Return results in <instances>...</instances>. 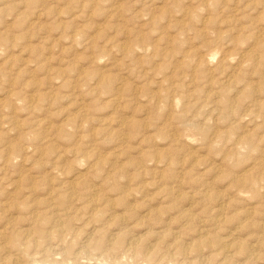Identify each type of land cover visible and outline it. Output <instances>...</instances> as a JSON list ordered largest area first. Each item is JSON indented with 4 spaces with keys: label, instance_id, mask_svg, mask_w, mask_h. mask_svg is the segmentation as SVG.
<instances>
[{
    "label": "rangeland",
    "instance_id": "rangeland-1",
    "mask_svg": "<svg viewBox=\"0 0 264 264\" xmlns=\"http://www.w3.org/2000/svg\"><path fill=\"white\" fill-rule=\"evenodd\" d=\"M211 1L0 0V264H107L123 236L171 254L223 238L203 264H264V0ZM52 220L66 234L35 236Z\"/></svg>",
    "mask_w": 264,
    "mask_h": 264
},
{
    "label": "bare ground",
    "instance_id": "bare-ground-1",
    "mask_svg": "<svg viewBox=\"0 0 264 264\" xmlns=\"http://www.w3.org/2000/svg\"><path fill=\"white\" fill-rule=\"evenodd\" d=\"M199 1V0H198ZM215 1V0H214ZM214 1H211V2H214ZM224 2V1H223ZM210 3V2H209ZM219 4V3H218ZM223 4H225V3H223ZM201 5V4H200ZM212 5V4H211ZM217 5V4H216ZM203 6V5H202ZM218 6V5H217ZM226 6V5H225ZM219 7V6H218ZM223 7V9L225 8L224 6H222ZM212 8H213V5H212ZM214 8L216 9L217 7L216 6H214ZM214 9V10H215ZM218 10H219V8H218ZM218 10H216V11H218ZM225 10V9H224ZM211 11H213V10H211ZM212 14V13H211ZM195 16V15H194ZM262 31V30H261ZM255 34V33H254ZM252 37H254V36H252ZM241 38V37H240ZM245 38V37H244ZM243 38V39H244ZM255 38V37H254ZM257 38V37H256ZM259 38V37H258ZM248 39V38H247ZM247 39L245 38V40L247 41ZM263 39V38H262ZM261 39V40H262ZM3 41V40H2ZM251 41V40H250ZM258 41H260V39L258 40ZM258 41H257V43H258ZM251 42H253V41H251ZM261 42V41H260ZM254 43H256V42H254ZM0 44H1V42H0ZM259 44V43H258ZM263 44V43H262ZM262 47V46H261ZM215 51V50H214ZM219 52V51H218ZM246 54V53H245ZM247 55V54H246ZM245 55V57H248V56H246ZM206 56V55H205ZM208 56H206V58H207ZM225 58V57H224ZM203 59V58H202ZM208 59V58H207ZM228 60V59H227ZM195 61V60H194ZM199 61V60H198ZM200 61H203V60H200ZM205 61H206V59H205ZM225 61V60H224ZM204 62V61H203ZM202 62V63H203ZM207 62H208V60H207ZM226 62V61H225ZM228 62V61H227ZM206 62H204V64H205ZM248 63V62H247ZM249 63H251V62H249ZM192 64V63H191ZM193 64H194V62H193ZM207 64V63H206ZM220 64H221V62H220ZM190 65V64H189ZM188 65V66H189ZM202 65V64H201ZM219 65V64H218ZM195 66V68L197 67V63L194 65ZM193 66V67H194ZM204 66H208V65H204ZM200 67V66H199ZM194 68V69H195ZM201 68H202V66H201ZM196 70V69H195ZM203 70V69H202ZM217 70V69H216ZM225 70V69H224ZM234 70H236V69H234ZM247 70V69H246ZM257 70V69H256ZM198 71V70H197ZM196 71V72H197ZM195 72V73H196ZM198 72H200V69H199V71ZM209 72V71H208ZM221 72V71H220ZM222 72H223V70H222ZM234 72V71H233ZM205 74V73H204ZM208 74V73H207ZM235 74V73H234ZM196 75V74H195ZM231 76H232V73L230 74ZM229 75V76H230ZM260 75V74H259ZM264 75V74H263ZM207 76V75H206ZM205 76V77H206ZM234 76V75H233ZM239 76V75H238ZM241 76V75H240ZM191 77V76H190ZM231 78V77H230ZM234 78V77H233ZM260 78H262V77H260ZM208 79V78H207ZM228 79H229V77H228ZM107 80V79H106ZM192 80H193V78H192ZM214 80V79H213ZM216 80V79H215ZM214 80V81H215ZM236 80V79H235ZM237 80H238V77H237ZM100 81V80H99ZM108 81V80H107ZM107 81H105L104 80V82H106L105 84H107ZM212 81V80H211ZM217 81H218V79H217ZM221 81V80H220ZM261 80H259V82H260ZM109 82V81H108ZM112 82V81H111ZM110 82V83H111ZM226 82V81H225ZM224 82V83H225ZM227 82H228V80H227ZM101 83H103V82H101ZM100 83V84H101ZM207 83H209L208 81H207ZM212 83V82H211ZM220 83H223L222 81L221 82H219L218 84H220ZM232 83H234V82H232ZM231 83V84H232ZM236 84H237V82H235ZM245 83V82H244ZM105 84H104V86H105ZM213 84H215V82L213 83ZM218 84H217V86H218ZM226 85H227V83H225ZM110 85V84H109ZM223 85V84H222ZM103 86V85H102ZM178 86H179V84H178ZM214 86H216V84L214 85ZM213 86V87H214ZM232 86H234V85H232ZM247 86V85H246ZM250 86V85H249ZM211 87V86H210ZM224 87H225V85H224ZM224 87H223V89H221V90H224ZM236 87V86H235ZM253 87V86H252ZM259 87H261V88H263V86H259ZM181 88V87H180ZM207 88H209V87H207ZM206 88V89H207ZM217 88V87H216ZM220 88V87H219ZM248 88H250V87H248ZM256 88H257V86H256ZM256 88H254V91H255V89ZM107 89V88H106ZM210 89V88H209ZM212 89V88H211ZM225 89H226V87H225ZM245 89V88H244ZM247 89V88H246ZM253 89V88H252ZM228 90H229V87H228ZM227 90V91H228ZM233 90V89H232ZM237 89H235V91H236ZM243 90V89H242ZM179 91H181V90H179ZM198 91H201L200 89L198 90ZM215 91V90H214ZM239 91V93H240V90H238ZM250 91V90H249ZM262 91H263V89H262ZM207 92H210V90L209 91H207ZM221 92V91H220ZM226 91H223V93H225ZM222 93V92H221ZM228 93V92H227ZM232 93V92H231ZM237 92H234V94H236ZM239 93H238V96H239ZM250 93H251V91H250ZM234 94H233V96H234ZM246 94H248V92L246 93ZM253 94H257V93H253ZM260 94H262V93H260ZM217 95H219V92L217 93ZM220 95H223L222 97L224 98V94H220ZM229 95H231V94H229ZM264 95V94H263ZM241 96V95H240ZM31 97V96H30ZM218 97V96H217ZM228 97V96H227ZM227 97L225 98V99H227ZM230 97V96H229ZM245 97V96H244ZM33 98V97H32ZM40 98H41V96H40ZM119 98V97H118ZM218 99V98H217ZM241 99V98H240ZM256 99V98H255ZM31 100V99H30ZM116 100V99H115ZM118 100V99H117ZM180 100V99H179ZM220 100V99H219ZM229 100V99H228ZM234 100V99H233ZM171 101V100H170ZM181 101V100H180ZM227 101V100H226ZM230 101V100H229ZM239 101H241V100H239ZM239 101H238V103H239ZM172 102V101H171ZM228 102V101H227ZM256 102V101H255ZM232 102L230 101V103L229 104H231ZM264 103V102H263ZM182 104V103H181ZM228 104V103H227ZM242 104V103H241ZM252 104H254V100H253V103ZM255 105V104H254ZM174 106V105H173ZM229 106V105H228ZM232 106H233V104H232ZM182 107V106H181ZM226 107H227V105H226ZM262 107H263V105H262ZM263 109V108H262ZM182 110V109H181ZM227 111V110H226ZM248 111V110H247ZM246 111V112H247ZM222 112H224V111H222ZM245 112V113H246ZM182 113V115H183V111L181 112ZM226 114V113H225ZM181 115V116H182ZM186 116V115H185ZM184 117V116H183ZM186 118V117H185ZM242 120V119H241ZM188 122V121H187ZM182 123V122H181ZM185 124V123H184ZM199 129V128H198ZM194 130H195V128H194ZM217 130V129H216ZM206 134V133H205ZM208 134V133H207ZM184 135V134H183ZM187 136V135H186ZM174 137V136H173ZM218 139H219V137H218ZM173 140V139H172ZM205 140V139H204ZM241 142V144L243 145V144H245V145H247V146H249V144H248V141L247 140H242V141H240ZM213 145V144H212ZM243 147H244V145H243ZM251 149H253V148H251ZM241 151V150H240ZM252 151V150H251ZM240 153V152H239ZM238 154V153H237ZM229 159V158H228ZM259 160V159H258ZM262 162H264L263 160H262ZM249 169V168H248ZM122 174V173H121ZM48 177H50V176H48ZM107 177V176H106ZM116 177V176H115ZM52 178V177H51ZM50 178V179H51ZM58 178V177H57ZM63 178V177H62ZM98 178V177H97ZM119 178V177H118ZM45 179V178H44ZM47 179V178H46ZM78 179V177L75 179V180H77ZM238 179V178H237ZM54 180V179H53ZM106 180V179H105ZM124 180V179H123ZM248 180V179H247ZM42 181V180H41ZM44 181V180H43ZM55 181V180H54ZM78 181H79V179H78ZM245 181V180H244ZM244 181H242V182H244ZM249 181V180H248ZM47 182V181H46ZM67 182V181H66ZM72 182H73V180H72ZM120 182V181H119ZM233 182V181H232ZM238 182H240V181H238ZM253 182H255V181H253ZM237 182L235 181L234 182V184L235 185H238V183L236 184ZM247 182H245V184L244 185H248V184H246ZM12 184V183H11ZM15 184V183H14ZM68 184V183H67ZM88 184H90V183H88ZM106 184V183H105ZM249 184L251 185V183L249 182ZM32 185V184H31ZM55 185V184H54ZM240 185H241V187H242V184H239V186L238 187H240ZM9 186V185H8ZM13 186V185H12ZM48 186V185H47ZM97 186V185H96ZM107 186V185H106ZM249 186V185H248ZM247 186V187H248ZM36 187V186H35ZM49 187V186H48ZM71 187V186H70ZM84 187V186H83ZM240 187V189H244V188H241ZM243 187H245V186H243ZM251 188V187H250ZM4 189V188H3ZM33 189V188H32ZM66 189V188H65ZM87 189H88V187H87ZM111 189V188H110ZM125 189V188H124ZM254 189V188H253ZM51 190H52V188H51ZM207 190V189H206ZM250 190V189H249ZM256 190V189H255ZM34 191V190H33ZM87 191V190H86ZM89 191V190H88ZM110 191V190H109ZM3 192V191H2ZM19 192V191H18ZM27 192V191H26ZM51 192V191H50ZM78 192V191H77ZM169 192V191H168ZM170 192H171V189H170ZM242 192V191H241ZM32 193V192H31ZM94 193H95V191H94ZM167 193V192H166ZM48 194H49V192H48ZM86 194H89V193H87L86 192ZM92 193H90V195H91ZM50 195V194H49ZM83 195V194H82ZM95 195V194H94ZM135 195V194H134ZM161 195V194H160ZM204 195V194H203ZM3 196V195H2ZM21 196V195H20ZM28 196V195H27ZM35 196V195H34ZM96 196V195H95ZM95 196H93V197H95ZM49 197H51V195L49 196ZM106 197V196H105ZM25 198V197H24ZM91 198V197H90ZM103 198H104V196H103ZM41 199V198H40ZM83 199H84V197H83ZM96 199V198H95ZM85 200H87V201H89L87 198L85 199ZM106 200V199H105ZM167 200V199H166ZM91 201V200H90ZM104 201V200H103ZM24 202V201H23ZM42 202V201H41ZM61 202V201H60ZM97 202H99V200L97 201ZM100 202H101V200H100ZM3 203V202H2ZM5 203V202H4ZM19 203V202H18ZM43 203V202H42ZM49 203V202H48ZM92 203V202H91ZM93 203H94V201H93ZM6 204V203H5ZM5 204H3L4 205V207H6L5 206ZM23 204V203H22ZM21 204V205H22ZM104 204V203H103ZM226 204V203H225ZM2 205V206H3ZM31 205V204H30ZM54 205V204H53ZM91 205H93V204H91ZM221 205V204H220ZM223 205V204H222ZM27 206H29V205H27ZM102 206V205H101ZM112 206V205H111ZM91 207V206H90ZM96 207H97V205H96ZM98 207H100L99 205H98ZM220 207V206H219ZM222 207H224V206H222ZM7 208V207H6ZM9 208V207H8ZM12 208V207H11ZM43 208V207H42ZM48 208H50V207H48ZM57 208V207H56ZM86 208V207H85ZM91 208H93V207H91ZM104 208V207H103ZM103 208H99L100 209V211L103 209ZM213 208V207H212ZM2 209V208H1ZM51 209V208H50ZM90 209V208H89ZM89 209H87V210H89ZM106 209V208H105ZM225 209V208H224ZM263 209V208H262ZM52 210V209H51ZM53 210H56L55 208L53 209ZM52 210V211H53ZM59 210V209H58ZM93 210V209H92ZM4 211V210H3ZM46 211V210H45ZM44 211V212H45ZM94 211V210H93ZM92 211V212H93ZM99 211V212H100ZM202 211V210H201ZM204 212H205V210H203ZM217 211V210H216ZM10 212V211H9ZM26 212H30V209H29V211H26ZM34 212V211H33ZM57 212V211H56ZM95 212V211H94ZM98 212V213H99ZM212 212V211H211ZM210 212V213H211ZM214 212H215V210H214ZM70 213V212H69ZM68 213V214H69ZM95 213H97V212H95ZM97 213V214H98ZM220 212H218V214H219ZM28 214V213H27ZM60 214H63V213H61L60 212ZM75 214V213H74ZM102 214V213H101ZM245 214H249L248 212H246ZM4 215V213L2 214V212H1V216H3ZM67 215V214H66ZM77 215V214H76ZM94 215V214H93ZM7 215H5V217H6ZM9 216H11V215H9ZM13 216V215H12ZM11 216V217H12ZM18 216V215H17ZM65 216V215H64ZM70 216V215H69ZM132 216V215H131ZM146 216H148V215H146ZM36 215L34 214V213H31L30 214V216H29V221H27L28 223L27 224H32L35 220H36ZM41 217V216H40ZM46 217V216H45ZM54 217H56L57 218V216H54ZM98 217H100V215L98 216ZM222 217V216H221ZM47 218H49V217H47ZM51 218H53V217H51ZM59 218V217H58ZM61 218H62V216H61ZM66 218V217H65ZM87 218V217H86ZM142 218V217H141ZM140 217H139V219H141ZM213 218V217H212ZM239 218V217H238ZM3 219V218H2ZM5 219V218H4ZM12 219V218H11ZM54 219V218H53ZM64 219V218H63ZM85 219V218H84ZM89 219V218H88ZM144 219V218H143ZM6 220V219H5ZM27 220V219H26ZM39 220H40V218H39ZM44 220H46L47 221V219L45 218ZM43 220V218H42V221H41V223L44 221ZM49 220H51V219H49ZM212 220H214V223H215V220H217V218L216 219H212ZM223 220V219H222ZM10 221V220H9ZM8 220L6 221V222H9ZM38 220H36V222H37ZM53 221V222H52ZM51 221V226H50V230L49 231H46V232H44V231H40L39 229V232H38V230L36 231V232H38V233H34L35 234V236H37V234H39V233H41V232H43V235L42 236H48L49 234H50V236L49 237H51V234L53 235H55L56 236V238L57 237H60V233L62 232V233H65L66 232V230H63V231H65V232H63V231H60L59 230V226L56 224V222H54V220H52ZM55 221H59V220H55ZM79 221V220H78ZM96 221V220H95ZM101 221V220H100ZM220 221H221V219H220ZM240 221H242V220H240ZM39 222V221H38ZM219 222V221H218ZM60 223V222H59ZM214 223H213V225H214ZM241 223V222H240ZM239 223V224H240ZM4 224V223H3ZM7 224V223H6ZM5 224V225H6ZM46 224V223H45ZM44 224V225H45ZM53 224H55V225H53ZM144 224V223H143ZM262 224V223H261ZM9 225V224H8ZM17 225V224H16ZM35 225V224H34ZM33 225V226H34ZM101 225V224H100ZM122 225V224H121ZM11 226V225H10ZM37 226H39V224L37 225ZM103 226V225H102ZM149 226V225H148ZM4 227V226H3ZM40 227V226H39ZM47 227V226H46ZM66 228H68L67 227V225L65 226ZM124 227V226H123ZM149 227H151V226H149ZM210 227V226H209ZM261 227V226H260ZM42 228V227H41ZM91 228V227H90ZM105 228V227H104ZM103 228V229H104ZM264 227H262V229H263ZM43 229V228H42ZM47 229V228H46ZM95 229H97V228H95ZM102 229V228H101ZM100 229V230H101ZM108 229V228H107ZM105 230V231H108V230ZM122 229V228H121ZM204 229V228H203ZM6 230H8L7 228H6ZM11 230V229H10ZM20 230H21V227H20ZM35 230V229H34ZM71 230V229H70ZM86 230H89V229H86ZM99 230V229H98ZM103 230V231H104ZM152 230V229H151ZM198 230V229H197ZM196 230V232H199L200 231V233H199V237L198 238H202L203 236H204V234H203V231H201V229L199 230V231H197ZM258 230V229H257ZM3 231H5V229L3 230ZM67 231H68V229H67ZM92 231V230H91ZM30 232H31V230L29 229V228H24V230H23V232H22V239L28 244V242H29V240H30V242H32V243H36V242H34V240L33 241H31L32 239H29L30 237H29V235H30ZM110 232V231H109ZM115 232V231H114ZM154 232V231H153ZM262 232H264V231H262ZM13 233V232H12ZM14 233H15V231H14ZM17 233V232H16ZM15 233V234H16ZM69 233H71V232H69ZM73 233V232H72ZM92 233V232H91ZM98 232H96V234H97ZM100 233V232H99ZM102 234H104L103 232H101ZM181 233V232H180ZM18 234H19V232H18ZM66 234V233H65ZM65 234H63V235H65ZM83 234V233H82ZM95 234V235H96ZM107 234H108V232H107ZM147 234H149V233H147ZM154 234H156L155 232H154ZM183 234V233H182ZM205 234H207L206 232H205ZM7 235V234H6ZM20 235V234H19ZM87 235H90V233H88ZM95 235H94V237H95ZM115 235V234H114ZM116 235H117V233H116ZM150 235V234H149ZM157 235H159V234H157ZM178 235V234H177ZM190 235V234H189ZM196 235V234H195ZM9 236V235H8ZM98 236V235H97ZM101 236V235H100ZM123 236V235H122ZM125 236H127V235H125ZM151 236L152 237H155V236H153L152 235V233H151ZM151 236H149V237H151ZM174 236V235H173ZM197 236V235H196ZM260 236V235H259ZM3 237V232L2 231H0V239H3L2 238ZM5 238L7 237V236H4ZM17 237H19L18 235H17ZM34 237V236H33ZM43 237V238H44ZM64 237V236H63ZM74 237V236H73ZM83 237V236H82ZM91 237V236H90ZM90 237H88V238H86V236H85V238H84V243H85V246H88V245H92L91 243H90ZM93 237V238H94ZM107 237V236H106ZM109 237V236H108ZM139 237V236H138ZM148 237V236H147ZM171 237V236H170ZM215 237V236H214ZM228 237H230V235H228ZM255 237H257V236H255ZM4 238V239H5ZM38 238V237H37ZM40 238V237H39ZM48 238V237H47ZM110 238H111V235H110ZM126 238V239H125ZM124 238V236L123 237H119V238H116V239H109L110 241H106V239H104L103 240V243H101L100 245H102V246H104V252L103 253H105L104 255L102 254L101 255V253H100V256H104L103 257V259L101 260V261H106L107 262V264H116V263H112V261L111 262H108V259H110V260H112V258L111 257H108V251L109 250H111V253H113V251H117L118 252V254L119 253H121V255L123 254L124 256H128L129 255V257H131V256H134V255H137L138 257H140L142 260H146L145 261V263L144 264H146L147 262H149V263H147V264H160L159 263V259H161L160 257H162V256H165V255H167L166 257L168 258V260L166 261V260H164V261H166V263H172L173 262V260H174V255H176V258H175V260L176 261H178L179 263L178 264H203L204 262L202 261V259H201V257H202V254H200V253H203L204 252V249H209L210 247V244H213L214 246H215V248H216V251L215 252H217V251H219L218 253L219 254H226L225 252L228 250V245H226V243L225 244H222L223 242H222V239H221V242L220 241H218V240H213V241H211V242H207L209 239H208V237H207V241H203L202 239H198V244L196 245V246H192L193 248L191 249V248H187L186 246H183V245H178V246H174L175 247V249H174V252L171 254L170 253V250H168L167 249V247L164 249L163 247H161V246H159L160 247V252H159V250H158V252L161 254V248H163L164 249V252H162V256L161 255H159L158 254V252L156 253H154V250H152V247L151 246H149L148 244H146V242H140L139 241V238H137V236H136V238H128V237H125ZM128 238V239H127ZM161 238V237H160ZM163 238V237H162ZM264 238V237H263ZM41 239V238H40ZM157 239V241H158V238H156ZM188 239V238H187ZM204 239V238H203ZM214 239H218V237H216V238H214ZM220 239V238H219ZM256 239V238H255ZM258 239H260V238H258ZM257 239V240H258ZM6 240V239H5ZM45 240V239H44ZM49 240H50V238H49ZM48 240V241H49ZM60 241H61V238L59 239ZM64 240H66L65 239V237H64ZM72 240V239H71ZM77 240V239H76ZM92 240V239H91ZM97 240V239H96ZM94 241V242H96L97 243V241ZM98 240H100V239H98ZM180 240H181V238H180ZM185 240V239H184ZM184 240H182V241H184ZM256 240V241H257ZM8 241V240H7ZM17 241V240H16ZM39 241V240H38ZM47 241V240H46ZM77 241H79V240H77ZM76 241V242H77ZM101 241V240H100ZM160 241V240H159ZM162 241H164V239L162 240ZM161 241V242H162ZM177 241V240H176ZM190 241V240H189ZM224 241V240H223ZM229 241V240H228ZM233 241V240H232ZM260 241V240H259ZM259 241H257V242H259ZM19 242V241H18ZM57 242H59V241H57ZM62 242V244H64V241H61ZM60 242V243H61ZM93 242V241H92ZM99 242V241H98ZM102 242V241H101ZM156 242V241H155ZM173 242V241H172ZM192 242H194V241H192ZM195 242H196V240H195ZM261 242V241H260ZM6 243V242H5ZM20 243V242H19ZM18 243V244H19ZM32 243H29V244H32ZM41 243V242H40ZM45 243V242H44ZM43 243V244H44ZM68 243V242H67ZM71 243H72V241H71ZM71 243H68V244H66L65 246V253H66V251L67 250H69V249H71ZM163 243H165V242H163ZM190 243V242H189ZM230 243V242H229ZM7 244V243H6ZM11 244V245H10ZM10 244H9V242H8V246L10 245V248L12 249V246L15 244L14 243V240L13 241H10ZM21 244V243H20ZM73 244V243H72ZM98 244V243H97ZM153 244H155V243H153ZM160 244V243H159ZM184 244V243H183ZM258 244V243H257ZM260 244V243H259ZM24 245V244H23ZM22 245V246H23ZM37 245H39V244H37ZM41 245V244H40ZM39 245V246H40ZM49 245L51 246V244L49 243ZM59 245V244H58ZM61 245V244H60ZM82 245H84L83 244V242H82ZM94 245V244H93ZM162 245V244H161ZM184 245H186V244H184ZM231 245V244H230ZM229 245V246H230ZM240 245V244H239ZM252 245V244H251ZM7 246V245H6ZM28 246V245H27ZM31 246V245H30ZM84 246V247H85ZM96 246V245H95ZM94 246V247H95ZM153 246V245H152ZM166 246V245H165ZM173 246V245H172ZM245 246V245H244ZM258 246V245H257ZM15 247H18V245L17 246H15ZM14 247V248H15ZM20 247H21V245H20ZM24 247V246H23ZM32 247H35L34 246V244H32ZM55 247H58V246H55ZM62 247H63V245H62ZM83 247V246H82ZM82 247H79V248H82ZM83 247V248H84ZM91 247H93V246H91ZM239 247V248H238ZM237 248L238 249H240V246H238ZM246 247H247V245H246ZM245 247V248H246ZM249 247H251V246H249ZM249 247H247V249L249 248ZM253 247V246H252ZM26 248V247H25ZM64 248V247H63ZM77 248H78V246H77ZM89 249H90V247H88ZM235 249L234 251H236V250H238V249ZM244 248V249H245ZM16 249V248H15ZM19 249V248H18ZM17 249V250H18ZM27 249V248H26ZM25 249V250H26ZM61 249V248H60ZM96 249V248H95ZM100 249V248H99ZM102 249V248H101ZM157 249H158V245H157ZM231 249V248H230ZM4 250H6V249H4ZM75 250V249H74ZM73 250V251H74ZM97 250V249H96ZM188 250H190L192 253H194L195 255L194 256H192V255H190V253L188 252ZM215 250V249H214ZM242 250H243V248H242ZM241 250V251H242ZM9 251V250H8ZM23 251V250H22ZM71 252H72V249L70 250ZM69 251V252H70ZM91 251H92V249H91ZM163 251V250H162ZM240 251V252H241ZM247 251V250H246ZM250 251L253 253V251H252V249H250ZM257 251V250H256ZM7 252V251H6ZM17 252V251H16ZM19 252H21V251H19ZM28 252V251H27ZM88 252V251H87ZM99 252V251H98ZM102 252V251H101ZM2 253H3V251H2ZM4 253H5V251H4ZM8 253V252H7ZM26 253V252H25ZM25 253H24V257H26L25 256ZM48 253V252H47ZM61 253V251L59 252V254ZM73 253V252H72ZM77 253H78V251H77ZM211 254H212V251L210 252ZM210 253H208L209 255H210ZM228 253V252H227ZM237 253V252H236ZM249 253V252H248ZM9 254V253H8ZM12 254V256H13V253H11ZM18 254H20V253H18ZM68 254V253H67ZM82 256H85L84 255V253L82 252ZM99 254V253H98ZM115 254V253H114ZM113 254V255H114ZM218 254V255H219ZM251 254V253H250ZM256 254V253H255ZM1 255H3V254H1ZM26 255H27V257L29 256L27 253H26ZM74 255V254H73ZM81 255V254H80ZM111 255V254H110ZM120 255V254H119ZM188 255H190V256H192V260H193V262H188L187 260V256ZM207 255V254H206ZM216 255H217V253H216ZM215 255V256H216ZM234 255V254H233ZM239 255H240V258H243V257H241L242 255L239 253ZM254 255V254H253ZM5 256H6V254H5ZM16 256V255H15ZM18 256V255H17ZM22 256H23V254H21V258H22ZM63 256H64V252H63ZM68 256V255H67ZM66 256V257H67ZM75 256H77V254L75 255ZM99 256V257H100ZM251 256V255H250ZM254 256H257V255H254ZM35 257V256H34ZM65 257V258H66ZM70 257V256H69ZM72 257V256H71ZM115 257V256H114ZM123 257V256H122ZM166 257H164V258H166ZM204 257H206L207 258V256H204ZM204 257H202V258H204ZM213 257H214V255H213ZM221 257H223V256H221ZM225 258L224 259H226V257H227V255H225L224 256ZM231 257V256H230ZM260 256H258V258H259ZM11 258V257H10ZM13 258V257H12ZM79 258V257H78ZM107 258V259H106ZM121 258V257H120ZM131 258H133V257H131ZM131 258L129 259V260H131ZM136 258V257H135ZM253 258V257H252ZM256 258V257H255ZM3 258H1V260H2ZM18 259H20V258H18ZM18 259H17V261H18ZM24 259V258H23ZM26 259V258H25ZM29 259V258H28ZM28 259H27V262H28ZM33 259L34 258H32V260H30V261H32L33 262ZM66 259H68V258H66ZM74 259V258H73ZM76 259H77V257H76ZM75 259V260H76ZM90 259V258H89ZM122 259V258H121ZM123 259H125V258H123ZM153 259V262L151 263V260ZM217 259V258H216ZM263 259V258H262ZM94 260H96V259H94ZM116 260V259H115ZM127 260H128V257H127ZM133 260V259H132ZM131 260V261H132ZM135 260V259H134ZM148 260V261H147ZM218 260V259H217ZM228 260H230V258H228ZM253 260V259H252ZM68 261V260H67ZM66 261V262H67ZM74 261V260H73ZM85 261V260H84ZM87 261H88V258H87ZM90 261V260H89ZM118 261H120V259L118 260ZM118 261H117V263H118ZM138 261H139V259H138ZM157 261V262H156ZM163 261V262H164ZM219 261V260H218ZM246 261V260H245ZM256 261H258V260H256ZM2 261H0V263H1ZM14 262H16V259H15V261ZM13 262V263H14ZM41 262V261H40ZM63 262V261H62ZM65 261L63 262L64 264L66 263ZM69 262V261H68ZM72 261H70V263H71ZM95 262V261H94ZM105 262V263H106ZM114 262V261H113ZM116 262V261H115ZM130 262V261H129ZM129 262H127L126 263V260H125V262H123L124 264H138V263H135V262H132V263H129ZM143 262V261H142ZM162 262V263H163ZM203 262V263H202ZM210 262H212V261H210ZM214 262V261H213ZM222 262V261H221ZM225 262V261H224ZM231 262V261H230ZM233 262V261H232ZM231 262V263H232ZM251 262H253V261H251ZM250 262V263H251ZM255 262V261H254ZM259 262V261H258ZM258 262H256V264L258 263ZM55 263V262H54ZM91 263V262H90ZM120 263V262H119ZM140 263V262H139ZM239 263V262H238ZM246 263H249V261L247 260L246 261ZM11 264V263H10ZM14 264H17V263H14ZM21 264V263H20ZM34 264V263H33ZM50 264H51V262H50ZM66 264H68V263H66ZM82 264V263H81ZM94 264V263H93ZM122 264V263H121ZM164 264V263H163ZM174 264V263H173ZM205 264H206V262H205ZM223 264V263H222ZM228 264V263H227ZM232 264H234V263H232ZM245 264V263H244ZM255 264V263H254ZM262 264V263H261Z\"/></svg>",
    "mask_w": 264,
    "mask_h": 264
}]
</instances>
